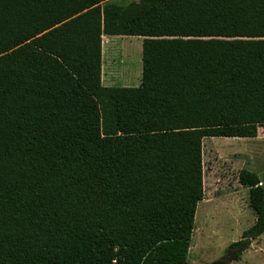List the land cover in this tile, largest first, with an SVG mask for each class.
Segmentation results:
<instances>
[{"label":"trees","instance_id":"obj_1","mask_svg":"<svg viewBox=\"0 0 264 264\" xmlns=\"http://www.w3.org/2000/svg\"><path fill=\"white\" fill-rule=\"evenodd\" d=\"M143 38L104 86L103 36ZM264 127V0H0V264H189L204 140ZM264 234V186L243 169Z\"/></svg>","mask_w":264,"mask_h":264},{"label":"rangeland","instance_id":"obj_2","mask_svg":"<svg viewBox=\"0 0 264 264\" xmlns=\"http://www.w3.org/2000/svg\"><path fill=\"white\" fill-rule=\"evenodd\" d=\"M114 1L129 4L133 0ZM126 37L134 38L122 41L127 44L125 52L119 46L108 54L110 61L115 60L118 71V82L114 85L138 87L140 80H136L135 71L137 75L138 70H142L143 38ZM243 169L256 173L264 186V127H260L255 139L214 137L204 140L205 199L196 213L189 264H264V234L240 260L233 259L237 250L231 249L232 244L241 241L243 233L256 220L249 206L248 190L239 183Z\"/></svg>","mask_w":264,"mask_h":264},{"label":"crops","instance_id":"obj_3","mask_svg":"<svg viewBox=\"0 0 264 264\" xmlns=\"http://www.w3.org/2000/svg\"><path fill=\"white\" fill-rule=\"evenodd\" d=\"M131 37H122V36H103V70H102V82L104 86H115L118 81H116L117 78V73L118 71L116 70V65H115V60L110 61L109 58V53L116 48L120 47V50L122 52H125L124 46H127L126 42H122L124 40H130ZM134 38V37H132ZM131 38V39H132ZM124 49V50H123ZM129 50V48L127 47ZM125 56V55H124ZM129 59V58H128ZM139 68V66L137 67ZM106 71V72H105ZM117 71V72H116ZM137 71V70H136ZM135 71V78L136 80H140L141 84V78H142V70H138V74L136 75ZM107 73V74H106ZM129 83H131L129 81ZM260 129V128H259ZM253 139V138H252ZM255 139V138H254Z\"/></svg>","mask_w":264,"mask_h":264},{"label":"water","instance_id":"obj_4","mask_svg":"<svg viewBox=\"0 0 264 264\" xmlns=\"http://www.w3.org/2000/svg\"><path fill=\"white\" fill-rule=\"evenodd\" d=\"M212 264H220V263L218 262V263H212Z\"/></svg>","mask_w":264,"mask_h":264}]
</instances>
